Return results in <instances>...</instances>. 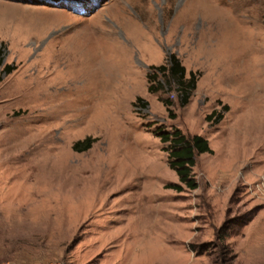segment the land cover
I'll list each match as a JSON object with an SVG mask.
<instances>
[{
	"label": "rangeland",
	"instance_id": "1",
	"mask_svg": "<svg viewBox=\"0 0 264 264\" xmlns=\"http://www.w3.org/2000/svg\"><path fill=\"white\" fill-rule=\"evenodd\" d=\"M101 1L0 0V264H264V0ZM172 54L185 104L149 91Z\"/></svg>",
	"mask_w": 264,
	"mask_h": 264
},
{
	"label": "trees",
	"instance_id": "2",
	"mask_svg": "<svg viewBox=\"0 0 264 264\" xmlns=\"http://www.w3.org/2000/svg\"><path fill=\"white\" fill-rule=\"evenodd\" d=\"M1 51V47H0ZM3 63V58L0 59V66ZM14 67L12 65L5 66V73L12 72ZM149 81L156 82L149 86V91L157 92L164 88L175 89L181 94L183 104L187 103L190 99L191 92L196 88V76L192 73L190 78H186V68L182 65L179 58L172 54L166 64L159 66H151L149 73ZM160 76L164 80H159ZM144 106H147V102L141 97L138 98ZM165 105L170 106L172 104L170 99L164 100ZM228 106H224V110H227ZM208 119L219 122L223 119V113L217 110L213 111ZM162 142L169 143L167 151L170 157V166L176 171L179 176V183H171L166 185L167 188H172L178 192L183 191L185 188L196 189L198 183L192 174L193 167L196 164V156L203 153H212L213 150L210 147L209 141L201 136H186L181 130L176 129L173 132L160 130L158 134ZM94 140L87 138L84 141H79L75 144L77 149L88 150L92 147ZM82 146V148H79ZM229 223L223 225L218 237L223 243H225L229 236Z\"/></svg>",
	"mask_w": 264,
	"mask_h": 264
}]
</instances>
